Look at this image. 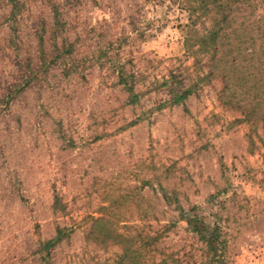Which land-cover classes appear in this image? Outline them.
I'll return each mask as SVG.
<instances>
[{
	"label": "rangeland",
	"instance_id": "1",
	"mask_svg": "<svg viewBox=\"0 0 264 264\" xmlns=\"http://www.w3.org/2000/svg\"><path fill=\"white\" fill-rule=\"evenodd\" d=\"M186 15L169 0H0V264H114L115 235L168 224L159 248L187 259L193 206L223 226L222 264H264V131L222 103L216 73L195 82L211 68L184 47ZM174 77L193 87L179 103Z\"/></svg>",
	"mask_w": 264,
	"mask_h": 264
},
{
	"label": "trees",
	"instance_id": "2",
	"mask_svg": "<svg viewBox=\"0 0 264 264\" xmlns=\"http://www.w3.org/2000/svg\"><path fill=\"white\" fill-rule=\"evenodd\" d=\"M169 2L176 4L180 11L187 14V22L183 24V44L193 57L194 67L199 69L205 65L211 68L207 73L197 74L195 82L208 81L209 76L216 73L224 82V89L219 93L222 103L243 108V120L253 127L260 121V127L264 131V0ZM12 5L17 11L19 5ZM258 8L263 13L255 14ZM53 11L57 14L56 8ZM116 70L118 81L126 86L130 99L135 100L137 95L133 91L131 75H127L122 66ZM172 80L174 85L178 84V90L169 86V103L182 102L193 92L192 86L181 85L175 77ZM164 84L167 85L168 82L165 81ZM195 86L198 83L194 84V88ZM224 96L226 99H223ZM236 96L237 99L234 100ZM55 202H58L57 199ZM197 210L199 207L193 206L188 210L181 207L179 214L199 242V245L192 244L188 253L185 252L187 259L176 257V253L166 251V247L159 248L160 238L172 226L168 224L150 232L133 228L127 237L123 233L115 235L122 244V254L114 264H189L194 251L200 252L203 258L201 264H222L227 250L223 226L218 221L207 223ZM62 230L58 228L56 236L44 242L42 248L47 249L50 244L52 246L58 242L64 235ZM155 252L161 255L160 261H155Z\"/></svg>",
	"mask_w": 264,
	"mask_h": 264
}]
</instances>
